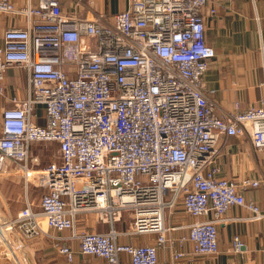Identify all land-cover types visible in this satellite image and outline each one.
<instances>
[{
	"label": "built area",
	"instance_id": "obj_1",
	"mask_svg": "<svg viewBox=\"0 0 264 264\" xmlns=\"http://www.w3.org/2000/svg\"><path fill=\"white\" fill-rule=\"evenodd\" d=\"M208 1L127 0L103 23L63 12L58 0L25 8L0 0V14L26 20L0 37V96L9 68L27 75V96L9 98L0 116V176L11 174L5 165L12 163L25 188L33 178L44 189L38 209L26 201L8 215L0 202L5 257L17 261L53 229L69 230L82 255L118 264L124 253L131 264H158L157 250L166 246L175 249L173 260L216 254L217 225L232 206L264 219V208L242 193L259 181L220 176L221 136L248 132L254 148L264 150V101L218 113L204 94L202 79L215 57L201 15ZM39 143L55 144L58 161L39 167L31 151ZM178 200L195 221L172 239L165 214ZM125 213L123 234H153V244L117 242L115 223ZM84 214L109 230L78 233ZM63 240L54 238L53 246L71 262ZM240 247L235 238L234 250Z\"/></svg>",
	"mask_w": 264,
	"mask_h": 264
},
{
	"label": "crops",
	"instance_id": "obj_2",
	"mask_svg": "<svg viewBox=\"0 0 264 264\" xmlns=\"http://www.w3.org/2000/svg\"><path fill=\"white\" fill-rule=\"evenodd\" d=\"M63 12L73 14L80 19L93 20L101 17L103 23H110L113 17L127 8V0H58ZM39 0H12L17 8L36 6ZM211 10H214L212 13ZM201 15L205 27V41L214 50L212 59L202 79V89L207 98L212 100L218 113L233 112L235 104L240 110L258 106L264 101V0H209L203 7ZM24 17L0 14V37L11 27H24ZM27 75L22 68L12 67L6 71L3 86L5 97L0 96V116L8 106V99H24ZM39 112L40 109H39ZM42 122V120L40 121ZM45 144L46 148L53 146ZM34 145V144H33ZM31 151L34 154V146ZM56 146V145H55ZM57 147V146H56ZM217 162L220 176L239 181L241 179L257 180V188L244 190L246 201H252L264 208V150L254 148L250 135L224 137L218 141ZM52 152L58 161V149ZM38 157L37 154H34ZM39 159V157H38ZM5 169L10 175L0 176V188L6 191L7 185L19 189V176L13 171L16 167L7 163ZM19 186V187H18ZM34 187V186H33ZM37 188V187H34ZM22 189V187H21ZM33 191V189H32ZM29 187L20 194L0 198L1 205L8 215H15L26 201L38 209L39 198L29 196ZM41 196V195H40ZM12 204L11 212L6 206ZM129 215L115 223V229L121 233L117 237L119 244L147 245L155 242V235L128 236L123 233L128 226ZM195 219L186 214L178 200L173 209L165 214V225L170 229L168 236L177 239L186 235L188 225ZM109 226L98 220L95 214H84L76 223V231L104 233ZM49 238L39 237L30 244L28 253H21L16 261L5 257L0 252V264H109L105 259L79 253L78 241L67 239L70 231L48 230ZM62 238L73 251V260L68 262L54 248V238ZM241 244L239 251L234 250V239ZM218 251L214 255L191 256L173 260L172 252L167 246L157 250L158 264H264V219L251 220L250 214L242 207L232 206L225 215V220L217 225ZM191 251L190 243L185 245ZM118 264H131L129 257L122 253Z\"/></svg>",
	"mask_w": 264,
	"mask_h": 264
},
{
	"label": "rangeland",
	"instance_id": "obj_3",
	"mask_svg": "<svg viewBox=\"0 0 264 264\" xmlns=\"http://www.w3.org/2000/svg\"><path fill=\"white\" fill-rule=\"evenodd\" d=\"M33 149H34V154H37L38 157H39V167H43L47 164H49L50 162H52L54 160V156L52 154L53 151L56 152V146L54 144V147L53 146H49L48 148H46L45 144H34L33 145ZM54 152V154H55ZM35 168V167H34ZM16 176H19L20 178H15V179H19V189L15 188V187H11L10 185H7L6 187V191L1 189L0 188V198H7V194L8 193L10 195V197H13V194L17 195V194H20L22 191H24V180L23 178L17 174ZM36 180H34L33 178L30 179V182L28 183V187H29V196L31 197L32 194L33 196H35L36 198H39L40 195L44 192V189L42 187H37V188H34L33 184H36ZM22 187V189H21ZM33 189V191H32ZM12 204L6 206V209H9V212L12 213L11 211V206Z\"/></svg>",
	"mask_w": 264,
	"mask_h": 264
},
{
	"label": "water",
	"instance_id": "obj_4",
	"mask_svg": "<svg viewBox=\"0 0 264 264\" xmlns=\"http://www.w3.org/2000/svg\"><path fill=\"white\" fill-rule=\"evenodd\" d=\"M3 220V217H2V214L0 213V221H2Z\"/></svg>",
	"mask_w": 264,
	"mask_h": 264
}]
</instances>
